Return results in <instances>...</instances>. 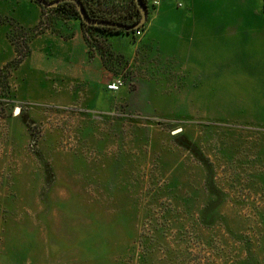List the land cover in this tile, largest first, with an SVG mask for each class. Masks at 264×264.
Returning <instances> with one entry per match:
<instances>
[{
  "label": "rangeland",
  "instance_id": "1",
  "mask_svg": "<svg viewBox=\"0 0 264 264\" xmlns=\"http://www.w3.org/2000/svg\"><path fill=\"white\" fill-rule=\"evenodd\" d=\"M40 6L32 27L0 17V264H264V35L182 82L180 57L81 24L99 96L32 98L28 41L72 17Z\"/></svg>",
  "mask_w": 264,
  "mask_h": 264
},
{
  "label": "crops",
  "instance_id": "2",
  "mask_svg": "<svg viewBox=\"0 0 264 264\" xmlns=\"http://www.w3.org/2000/svg\"><path fill=\"white\" fill-rule=\"evenodd\" d=\"M147 5L148 16L140 35L129 32L102 37L115 54L136 52L131 43L136 38L143 52L155 49L170 59L180 57L182 82L196 76L194 69L185 76V69L211 68L214 58L225 65L228 58L247 56L252 53L248 37L264 35L263 0L252 11L249 0H159L155 7L149 0ZM40 12V4L33 0H0V17L26 28L38 22ZM250 20L254 22L250 24ZM62 31L45 29L28 41L29 53L17 67L24 86L29 87L28 97L97 98L104 78L100 54H90L79 19H64Z\"/></svg>",
  "mask_w": 264,
  "mask_h": 264
},
{
  "label": "trees",
  "instance_id": "3",
  "mask_svg": "<svg viewBox=\"0 0 264 264\" xmlns=\"http://www.w3.org/2000/svg\"><path fill=\"white\" fill-rule=\"evenodd\" d=\"M47 1H52V0H47ZM83 4V7L85 11L87 12L88 16L91 18H100V19H108V20H114L117 22H121L123 24H133L136 21L139 20L140 18V12L138 10V7L135 3V0H132L130 3L129 8L126 10V13L121 15V16H110L106 14V12L98 5V0H80ZM144 5L146 6L148 10V5H147V0H142ZM55 10L62 11L74 18H77L80 20L81 24L95 29L100 32L101 35L103 34H115V33H129V32H135L136 29L143 28V26H140L136 29H133L132 31L126 32L122 29H118L115 27H109V26H95V25H87L85 24L77 11V7L74 2L72 1H63L60 2L57 6L51 7ZM263 11H264V0H263ZM19 59L21 57H18Z\"/></svg>",
  "mask_w": 264,
  "mask_h": 264
},
{
  "label": "water",
  "instance_id": "4",
  "mask_svg": "<svg viewBox=\"0 0 264 264\" xmlns=\"http://www.w3.org/2000/svg\"><path fill=\"white\" fill-rule=\"evenodd\" d=\"M43 6L47 7H55L57 6L60 2L63 1H72L75 3L77 7V11L79 13V16L81 20L87 24V25H95V26H109V27H115L118 29H122L126 32L132 31L133 29H136L140 26H143L147 20L148 16V10L146 6L144 5L142 0H135V3L138 7V10L140 12V18L138 21H136L133 24H123L121 22H117L114 20H108V19H100V18H91L88 16L87 12L85 11L83 4L80 0H52V1H47V0H33Z\"/></svg>",
  "mask_w": 264,
  "mask_h": 264
},
{
  "label": "built area",
  "instance_id": "5",
  "mask_svg": "<svg viewBox=\"0 0 264 264\" xmlns=\"http://www.w3.org/2000/svg\"><path fill=\"white\" fill-rule=\"evenodd\" d=\"M159 0H151V6L152 7H155L157 4H158ZM141 30L142 28H139V29H136L135 30V35H140L141 34ZM119 86V82H113L112 84H109L108 85V88L111 89V90H115L117 89Z\"/></svg>",
  "mask_w": 264,
  "mask_h": 264
}]
</instances>
